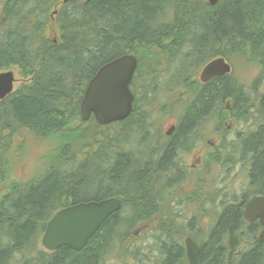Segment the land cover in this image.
<instances>
[{
    "label": "trees",
    "instance_id": "trees-1",
    "mask_svg": "<svg viewBox=\"0 0 264 264\" xmlns=\"http://www.w3.org/2000/svg\"><path fill=\"white\" fill-rule=\"evenodd\" d=\"M0 3V73L15 68L22 80L0 101V183L6 143L13 146L16 134L51 137L54 147L51 161L37 177L28 183H10L0 195V264H11L20 254L33 251L34 257L23 264H101L108 251L123 249L137 224L162 203L165 188L179 178L175 150L197 125L228 112L226 102L233 103L229 114L244 116L250 110L251 91L232 73L205 84L195 80V74L213 59L224 58L231 66L238 60L257 64L263 78L264 0ZM126 54L137 60L130 116L106 127L93 118L82 122L79 105L86 85L100 67ZM168 79L172 85L166 83ZM139 82L148 96L143 100L136 90ZM169 86L170 90L180 86L186 96L177 129L161 147L151 138L159 146L155 154L138 156L141 148L149 146L150 137L143 136L149 103L156 94H166ZM250 106L263 122L256 131L239 137L234 149L254 192L222 203L200 235L204 241L186 232L200 246L197 264H264V241L257 237L262 227L258 221L243 219L246 201L264 196V92ZM80 125L87 127L82 131ZM109 198L121 200L120 211L107 218L82 250L39 249L36 240L58 210ZM158 230V263L186 264L184 243L172 236L164 239L169 228Z\"/></svg>",
    "mask_w": 264,
    "mask_h": 264
},
{
    "label": "rangeland",
    "instance_id": "rangeland-1",
    "mask_svg": "<svg viewBox=\"0 0 264 264\" xmlns=\"http://www.w3.org/2000/svg\"><path fill=\"white\" fill-rule=\"evenodd\" d=\"M52 33L50 31L49 35L51 36ZM12 71L15 74L14 89H16L22 80L15 68ZM200 71V68L197 69L195 80H199ZM260 73L261 67L257 64H248L240 60L234 62L232 65L234 79L252 92H250L252 96L247 107L250 110L248 109L244 116L240 112L237 115L229 114L232 104L227 102L226 107L228 106L229 113L225 112L219 116L211 115L197 125L196 130L190 133L186 141L181 144V148L180 146V149L178 148L179 159L174 163L178 167L179 178L173 179L172 183L165 188L162 203L159 206L154 205L155 209L152 208L154 212L150 214V217L137 224L132 236L125 242L124 248L108 251L102 258L101 264H160L158 263L160 255L156 248L160 238L158 229L169 228L164 233V239L172 236L174 240L183 242L186 232L191 231L197 241L202 242L204 238L200 235H204L215 220L222 203L239 201L242 195L254 192V189L249 188L246 167L235 155L237 152L235 153L234 140L238 134L242 136L244 133L256 131V127L263 122V117H259L255 109L250 106L264 92V76L260 78ZM153 76L151 79L156 77V75ZM166 83L172 85L173 81L168 79ZM138 84L136 90L141 96L139 99L148 98L144 95V88H141L144 86L142 82ZM170 87L166 90V94L164 92L156 94L149 103L147 130L143 134L144 137H150L149 146L147 149L141 148L138 156L155 154L160 145L156 146L151 138H156L157 142L166 143L163 138L165 132L179 118L186 96L180 86L173 90H170ZM151 97L153 98V95ZM86 127L87 125L79 126L82 131ZM13 138V146L6 143L8 147L5 151L6 167L3 182L0 183V195L6 191L10 183L31 182L46 168L54 155L51 137L38 139L28 132L21 131ZM84 150L82 149L81 152L84 153ZM78 155L80 157L82 154L78 152ZM227 157H231V162L226 161ZM146 160H149L147 156ZM40 239L39 236L36 240L39 249L42 248ZM250 243L248 241L247 245ZM244 245L242 244L238 250ZM26 253L22 255L23 257L21 254L17 256L11 264H23L26 258L35 255L34 251L29 255Z\"/></svg>",
    "mask_w": 264,
    "mask_h": 264
},
{
    "label": "water",
    "instance_id": "water-1",
    "mask_svg": "<svg viewBox=\"0 0 264 264\" xmlns=\"http://www.w3.org/2000/svg\"><path fill=\"white\" fill-rule=\"evenodd\" d=\"M74 1L76 0H61V4ZM208 1L215 4V0ZM136 69L137 60L131 54L123 55L100 67L86 85L82 96L79 105L81 121L86 122L93 118L99 126L106 127L128 118L133 109L134 96L130 85ZM230 73V64L224 58H216L202 68L199 81L205 84L213 78ZM14 84L13 71L0 73V101L13 92ZM172 131L173 127L166 135H170ZM120 209L121 200L118 198L82 202L60 209L46 223L40 244L49 252L60 247L79 252L107 218ZM243 219L248 223L258 221L262 227L258 239L264 241V196H253L245 203ZM184 249L188 264H197L200 248L191 237L185 238Z\"/></svg>",
    "mask_w": 264,
    "mask_h": 264
},
{
    "label": "flooded vegetation",
    "instance_id": "flooded-vegetation-1",
    "mask_svg": "<svg viewBox=\"0 0 264 264\" xmlns=\"http://www.w3.org/2000/svg\"><path fill=\"white\" fill-rule=\"evenodd\" d=\"M137 70V69H136ZM135 74H136V72H135ZM135 74H134V76H135ZM131 91H132V87H131ZM133 93V92H132ZM252 95V94H251ZM262 95V94H261ZM260 95V96H261ZM227 103V102H226ZM231 104L233 105V103L231 102ZM227 109H228V107H227ZM232 109V106H231V108H230V110ZM246 113L248 112V110H246L245 111ZM246 118V117H245ZM259 126V125H258ZM171 127H173V131H172V133L170 134V135H166V133L168 132V130L171 128ZM257 128V127H256ZM169 129L165 132V136L163 137L164 139H165V141H166V143L164 142V141H162L161 143H160V147L162 146V145H166L167 143H168V141L170 140V138L173 136V134L175 133V131H176V129H177V121H176V123L174 124V125H171L170 127H169ZM194 130H196V128L194 129ZM194 130H193V132H194ZM244 135H247V134H243L242 136H244ZM239 137H241V134L239 135H237V137L235 138L236 140H234V142H236L238 139H239ZM163 139V140H164ZM223 145V144H222ZM190 147V146H189ZM179 148V147H178ZM178 148H176V150H175V153H174V157L176 158V160H178L179 158V155H178V153H179V150H178ZM180 148H181V145H180ZM179 148V149H180ZM231 152V151H230ZM182 153V152H181ZM229 154V153H228ZM227 156H229V155H227ZM231 157H227V159H226V161H229V162H231V159H230ZM237 158L238 159H241L240 157H238L237 156ZM232 159H234L233 157H232ZM241 161V160H240ZM228 162V163H229ZM233 162V161H232ZM186 237H188V236H185L184 237V239H183V242H184V240H185V238ZM198 244V243H197ZM198 246H199V244H198ZM199 248H200V246H199ZM185 251V250H184ZM185 258H186V254H185ZM186 264H188V262H187V259H186Z\"/></svg>",
    "mask_w": 264,
    "mask_h": 264
},
{
    "label": "bare ground",
    "instance_id": "bare-ground-1",
    "mask_svg": "<svg viewBox=\"0 0 264 264\" xmlns=\"http://www.w3.org/2000/svg\"><path fill=\"white\" fill-rule=\"evenodd\" d=\"M89 1H90V0H89ZM89 1H88V2H89ZM231 72H232V66H231ZM247 98H248V97H247ZM183 243H184V242H183Z\"/></svg>",
    "mask_w": 264,
    "mask_h": 264
}]
</instances>
